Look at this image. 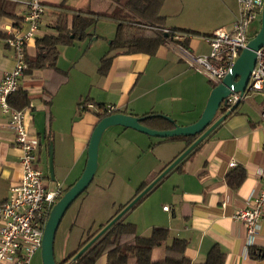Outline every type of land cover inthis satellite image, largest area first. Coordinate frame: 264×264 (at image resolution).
I'll use <instances>...</instances> for the list:
<instances>
[{
	"label": "crops",
	"instance_id": "crops-1",
	"mask_svg": "<svg viewBox=\"0 0 264 264\" xmlns=\"http://www.w3.org/2000/svg\"><path fill=\"white\" fill-rule=\"evenodd\" d=\"M9 1L17 19L1 18L0 30L5 33L6 27L26 29L22 22L23 0ZM215 1L223 13L213 15L211 22L212 16L209 15L207 24L201 26H169L164 15L167 30H191L198 34L178 33L173 40L168 39L160 45L154 55L120 53L112 58L107 71L101 72L102 59L108 54L117 29L114 21L105 18L87 30L88 37L84 40L59 46L57 68L65 73L64 76L52 69H43L22 77L20 88L31 98L26 125L29 133L38 139L36 167L44 173L46 185L48 182L55 188L61 186L64 193L85 170L89 140L100 117L93 111H79L83 100L97 106L115 105L119 108L118 113L137 117L165 115L179 126H189L199 120L214 85L205 74L190 67L188 59L209 55L211 47L206 37L219 29L232 31L239 14L238 0ZM41 3L46 13L36 38L54 33L51 29L54 25L52 13L62 4L98 13H112L115 9L108 0H41ZM48 14L51 18L46 20ZM145 34V26H129L125 32L127 39ZM36 38L27 45L28 58L36 55ZM179 41H186V46ZM14 65L13 49L5 41H0V83ZM46 84L55 93L49 110L51 122L42 100ZM262 100L260 95H248L192 156L169 172L159 186L132 210V224L136 226L138 236H149L155 227L167 228L171 239L188 241L186 255L197 264L206 261L215 245L226 253L224 264H264V258L254 259L249 255L250 247L264 253V217L251 246L244 225L234 219L239 210L248 206L249 198L260 193L264 186ZM8 120V116L0 112V204L22 177L21 150L15 142L14 132L7 125ZM114 141L119 144V150L113 149ZM102 143L104 166L112 158L109 156H116L131 165L128 152L132 153V200L186 150L183 139L164 140L120 126L108 129L101 147ZM51 144L54 180L50 177V170L49 176L45 173V165L50 166ZM100 146L98 170L102 164ZM232 162L234 167L230 166ZM121 167L105 169L102 175L105 177L106 172H112L120 178L130 177V173H125ZM237 167L246 171V178L238 189L233 190L227 184L226 176ZM102 175L99 181L103 179ZM166 206L168 211L164 210ZM126 222L131 223L127 218ZM96 264H107L106 256Z\"/></svg>",
	"mask_w": 264,
	"mask_h": 264
},
{
	"label": "built area",
	"instance_id": "built-area-1",
	"mask_svg": "<svg viewBox=\"0 0 264 264\" xmlns=\"http://www.w3.org/2000/svg\"><path fill=\"white\" fill-rule=\"evenodd\" d=\"M15 1V0H14ZM239 14L233 23L232 31H215L206 37L211 47L209 55L188 59L189 66L205 74L213 85H218L226 77L239 58L242 50L255 36L250 34L251 25L261 16L264 0H238ZM25 12L23 28L6 27L9 38L5 41L15 54L14 68L6 72L0 83V112L8 116V127L15 134V142L21 150L20 166L22 177L19 183L10 189L7 199L0 204V264H32L33 256L42 248V241L50 213L63 195L61 186L48 190L44 173L36 167L38 139L32 136L26 125L28 108L17 110L8 103V98L20 89V81L28 68L26 48L36 38L46 8L41 0H23ZM167 32V31H166ZM260 95L263 100L260 119L264 123V46L257 52V62L251 73L244 96L239 93L227 97L222 107L230 110L248 95ZM79 111H93L97 115L109 116L119 112L115 105L97 106L83 100ZM231 167L235 163H230ZM168 211L169 207H164ZM264 217V186L260 193L252 195L248 206L239 210L234 219L241 222L251 246L259 233Z\"/></svg>",
	"mask_w": 264,
	"mask_h": 264
},
{
	"label": "trees",
	"instance_id": "trees-1",
	"mask_svg": "<svg viewBox=\"0 0 264 264\" xmlns=\"http://www.w3.org/2000/svg\"><path fill=\"white\" fill-rule=\"evenodd\" d=\"M108 1L115 8L112 13H98L92 10H76L66 7L63 4L55 7L56 9L52 13L54 25L51 27L54 33L45 34L36 38L37 52L35 57H27L28 68L25 74H31L35 70L52 69L55 72L62 73L64 76L65 73L60 72L57 68L59 46H69L76 40H84L88 37L87 30L105 18L114 21L117 25V29L116 36L110 44L109 52L101 62L100 70L103 73L107 71L110 62L115 55L120 53L132 54L139 52L154 55L160 45L168 39L173 40L178 33L188 36L198 34L191 30L178 31L175 29H166L165 17L160 15V10L165 0ZM1 18L17 19L14 12V6L9 0H0V19ZM18 24L19 23H16V25ZM129 26H145L146 34L140 38L127 39L125 32ZM8 38L9 35L0 30V41H6ZM179 42L182 43L183 46H186V41ZM214 87H216V85H214ZM54 94V92L49 90L47 84L44 85L42 100L48 111L49 122H51L49 110ZM30 102L31 98L29 93L21 88L8 98L9 105L17 110L29 107ZM225 113V111L222 112V114ZM98 116L100 118L103 117L101 115ZM142 117V124L153 130H172L176 126V123L173 120H170L171 118L167 119V116L165 115L149 114ZM197 138L198 136L173 137L164 140L183 139L186 141L187 149ZM202 143L183 159L174 170L179 168L185 160L192 156ZM245 178L246 171L242 167H237L227 174L226 182L233 190H236L242 185ZM161 182L162 180L154 188L159 186ZM146 186H144L142 190H144ZM67 190H65V192ZM148 194L142 200H144ZM142 200H140L132 210H134ZM126 206L127 205L122 206L119 212H121ZM128 213L114 224L103 236H101L75 262H72V264H96L103 256H106L107 264H128L130 258L134 260L133 264H197L186 255L188 241L179 238L171 239L169 229L162 227L153 228L149 236H138L136 233V226L132 223L126 222ZM104 227L105 225H101L95 233L89 234L88 238L80 243L78 249L74 253L57 264H67L72 261L74 256ZM162 246L164 247V257L160 260H153L152 256L154 250ZM249 255L254 259L264 258L263 252L252 247L249 249ZM225 260L226 253L218 245H215L211 248L206 261L202 264H224Z\"/></svg>",
	"mask_w": 264,
	"mask_h": 264
},
{
	"label": "water",
	"instance_id": "water-1",
	"mask_svg": "<svg viewBox=\"0 0 264 264\" xmlns=\"http://www.w3.org/2000/svg\"><path fill=\"white\" fill-rule=\"evenodd\" d=\"M264 46V7L261 14V28L249 41L221 83L216 85L210 93L206 107L199 120L189 126H179L166 131L150 129L142 124L143 117H137L124 113H116L100 118L93 130L88 144V160L81 177L63 193L61 198L54 205L48 222L45 227L42 241L43 264H57L54 257V243L58 227L72 203L83 194L92 183L99 166V146L104 133L113 127H124L136 130L151 137L167 139L173 137H196L198 138L189 146L178 158H176L153 182H151L131 203L119 212L99 233H97L67 264L75 262L84 254L101 236H103L114 224L124 217L140 200H142L169 172H171L183 159H185L199 144H201L212 131H214L230 114L240 105L238 102L230 110L225 111L222 104L227 97L239 93L244 96L251 73L257 62V52ZM222 109L225 114L217 115ZM170 119L169 117H166ZM172 120V119H170ZM50 177L54 180L53 147L50 145L49 151Z\"/></svg>",
	"mask_w": 264,
	"mask_h": 264
},
{
	"label": "rangeland",
	"instance_id": "rangeland-1",
	"mask_svg": "<svg viewBox=\"0 0 264 264\" xmlns=\"http://www.w3.org/2000/svg\"><path fill=\"white\" fill-rule=\"evenodd\" d=\"M238 6V3H237ZM219 8L215 0H167L164 7L160 10V15H166L167 24H190L201 26L207 24L208 16L221 15L223 12ZM51 15H46V20L50 19ZM218 18H216V21ZM261 28V16L251 25L250 34L255 35ZM222 109L218 111V116L222 114ZM115 140V139H114ZM100 146L101 154L100 161L101 167L95 177V180L90 184L87 190L81 194L66 211L59 227L56 232L54 243V257L56 263H60L68 256L74 253L81 242H84L89 234L95 233L101 224L105 226L109 223L108 220L113 215H117L122 206L128 205L132 202V153L129 154L130 160L124 163L116 156H109L107 166L103 164V147L104 143ZM114 150H119L120 146L114 141L112 143ZM100 151V150H99ZM121 165H123L121 167ZM123 168L125 173H130V177L124 176L120 178L115 176L112 172L104 170L113 168ZM49 167L45 165V173L49 176ZM103 173V175H102ZM116 173V172H115ZM102 175L101 183L99 176ZM46 185V182H45ZM50 187H47V186ZM47 189L55 190L51 184L47 182ZM67 190V189H66ZM140 194V193H139ZM138 194V195H139ZM137 195V196H138ZM118 210V212H117ZM127 221L132 223V209L127 215ZM108 222V223H107ZM164 247H158L154 250L152 256L153 260H160L163 258ZM134 260L130 258L128 264H133ZM72 263V262H71ZM32 264H43L41 250L33 256Z\"/></svg>",
	"mask_w": 264,
	"mask_h": 264
}]
</instances>
